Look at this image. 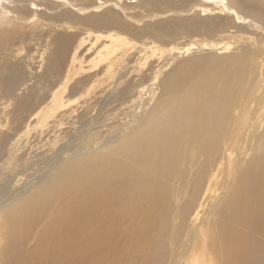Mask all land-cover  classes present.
I'll return each mask as SVG.
<instances>
[{
    "label": "bare ground",
    "instance_id": "bare-ground-1",
    "mask_svg": "<svg viewBox=\"0 0 264 264\" xmlns=\"http://www.w3.org/2000/svg\"><path fill=\"white\" fill-rule=\"evenodd\" d=\"M137 1L130 6L145 12L140 18L122 0L10 4L21 23L8 30L70 34L56 35V56L41 76L57 88L36 107L19 104L41 134L63 125L72 100L63 99L80 93L103 94L99 110L108 117L77 115L79 126L57 147H41L49 152L41 160L39 151L28 157L29 138L18 135L14 168L4 156L23 118L0 139V264H264V0ZM189 11L206 17L187 18ZM155 28L163 40L179 30L220 38L186 46L135 79L131 65H145L148 53L162 57L165 45L151 39L136 51L142 55L131 53V36ZM81 36L96 47L94 58L77 61L80 48L69 58ZM12 41L0 37V46ZM197 51L207 55L179 59ZM9 63L0 64V80L13 89Z\"/></svg>",
    "mask_w": 264,
    "mask_h": 264
},
{
    "label": "rangeland",
    "instance_id": "rangeland-1",
    "mask_svg": "<svg viewBox=\"0 0 264 264\" xmlns=\"http://www.w3.org/2000/svg\"><path fill=\"white\" fill-rule=\"evenodd\" d=\"M9 1L10 0H0V35H2L0 37H2L3 40H13V41L9 42V43H5L6 45L4 43H2V45L0 46L1 47V49H0V64L4 60H9V62H10L9 66L14 70L13 79H14L15 84L13 86V89H6L4 86V82L2 80H0V139L3 138V136L6 133L12 134L13 133L12 129L15 127V125H17V121L20 118H23V123L21 126L20 133L15 134V136H13V138L9 141V145H8V149H10V152L8 153L9 156L8 155L4 156L5 160H7L6 161V167L12 168L13 165L15 167L14 157H16V151H17L16 149H17V146L19 144L17 140L21 134L23 135V133H24L23 140L21 141L22 143L25 141L26 136L29 138L30 143L27 144V146L24 150L26 151V153H29L28 157H31V156H33L32 154L37 155L38 151L41 153L43 151V149L45 150L46 148H48V146L49 147L53 146V148H54V147H57L58 145H60L61 143H63L64 140L62 139V137H65L66 135H70V132L72 133L74 131V129H76L79 126L78 123L81 121V118H78L77 115L86 114V116L91 117V118L92 117H99L101 115L106 116V117H108V116H107V114H105L99 110L100 106H101L100 102L102 101L103 94H101V95L97 94L94 97H92V94H91V97H90L91 99H89V98L85 99L84 94L80 93L77 95L78 97L75 95L76 97L69 96V97L63 99V101L72 99L71 103H70L71 104V111L69 110V113L64 117L63 125L61 127L54 128L50 132L51 134L49 133L50 135L48 134L47 137H44V135L41 134V131L44 128L41 125L39 126V124H36L37 120L33 119L32 116H30L32 114L28 115L27 111L24 110L23 106H19V104L24 102V100L31 99L30 102H26V107L34 106V105L36 107L38 104V100L40 98H42V97L48 98L50 96L51 92L57 88V87L54 88V86L50 87L49 83L46 82V80H44V78H41V76H43L44 73L47 72L49 65H50V62L56 56V51H54L56 49V46L53 43L57 39L56 35H65L66 36V35H70V34L68 33L67 30H64L62 28H53V29L49 28L51 31H48V30L42 31V30H40V28H37L35 30H26V29H22V28H18V29H14V30H8V29H12L16 26H19L18 24L21 23L20 21H15V23L18 22V24L14 23L15 18H14L12 11H11L12 8L10 5L11 3L13 4V0H11L10 2ZM134 1L135 0H129L128 2H130V3H128V2L126 3V0H122V2H124L125 4H128L126 7H131V9H128L126 11V13L135 14L134 11H136V14L139 13L138 15H140L138 18H140L141 16H144L143 14L145 12L142 11L138 7L132 9L133 7L130 6V4H135L136 2H134ZM131 2H133V3H131ZM194 2L196 3V0ZM194 2H193V4H195ZM193 4H191V5H193ZM29 7L34 8L32 6H29ZM172 7H174V5H170L167 8L172 9ZM163 10H165V9H163ZM118 12L122 14V12H120V11H118ZM140 12H142V13L140 14ZM183 15L187 18L188 17H194V18L206 17V16H202V13L200 11H194V12H192V14L189 11V14H183ZM208 17H210V16L208 15ZM30 18L31 17L28 16L25 19L31 20L32 18L31 19ZM122 20L124 21L125 19L122 18ZM162 20H164V19H161V21ZM2 21H4L5 23L3 24ZM32 22H34V21L32 20V21L28 22L27 24H32ZM124 22H126L127 24H130L127 21H124ZM144 22L146 23L145 20H144ZM154 22H156V20ZM149 23H151V21L147 22V24H149ZM156 23H153V24H156ZM27 24L22 23V24H20V26H26ZM138 25L140 26V28L138 27ZM142 27H143V24H134L133 25V28L135 30L137 28L141 29ZM42 29H46V28H42ZM4 30H8V31L5 32ZM155 30H157V34H154V33H156ZM160 32H163V31L159 30L158 28H155V29L151 30L152 34L141 32L142 34L139 33L140 35L139 34L133 35V36L130 35L134 39L136 38L135 39L136 42L134 41L132 43L133 46L131 45V47H132L130 49L131 53L132 52L138 53L136 51H138L139 47L141 46V43H143V44L149 43L151 41V39L153 41H155V43H156V44H153L154 46H156L157 44H159V45L164 44L165 45L164 46L165 52L162 54V57L153 56L152 54L148 53V54H146V57H148V60H147L145 65H144V62H145L144 60H142L140 62L136 61L131 65L132 67H134L132 71H133V75H134L135 79L138 78L139 74L144 72L147 65H150L152 72H153V70L156 71L161 66L164 58L173 57L174 55H176L177 52L181 51L186 46H189L192 44L193 45L196 44L195 46H198V45H200V42L203 43V42H208L211 40L212 41L215 40L216 42H219V38H220L216 35L207 34L208 36H206V34L203 31H198V30L195 31L196 33L191 34V35L188 33H184L182 30H179V33L176 34L174 37H172V38L166 37L163 40V37H160V38L157 37V36H160V34H159ZM52 36H56V37H52ZM135 36H137V37H135ZM148 37H150V38H148ZM190 37L192 38V41H191ZM175 38H177V39L174 40ZM178 38H180V39H178ZM82 41H83V43H82ZM91 42L92 41H90V40L88 41V38L83 37V36H81L80 38H75V40L73 41V44H72L71 54H70L69 58L72 57V55L74 53V49H76V48H80L75 53V55L78 59L77 61H80V60L85 61V59L89 58L87 56V55H89V53H90L89 56H91L90 59L94 58L93 55L96 52L95 51L96 47H94L92 49V47L90 46ZM178 42L179 43L181 42V44H179ZM189 42H191V43H189ZM224 42H226V43L231 42L233 44V40H231L227 36L225 38H223V43ZM183 43H185V44H183ZM9 44H11V45H9ZM176 44L178 46H176ZM243 44L246 45L248 43L245 41ZM80 45H82L83 47ZM85 45H87V46H85ZM182 45H184V46H182ZM2 47H3V49L5 47L6 51H9V52H6V51L1 52V50H3ZM167 52H168V54H167ZM206 52L207 51H197V52H194L197 54L193 53V54H189L186 56H180L181 58H179V59L180 60L187 59V58L192 57L193 55H194L193 57H200L202 55H205ZM228 53H230V52L227 51L224 54H228ZM138 54L142 55V52L138 53ZM221 55H223V54H221ZM179 59H178V61H180ZM174 64H175V62L171 63L166 69L162 70L160 78H162L165 75L164 73H167L168 71H170L174 67ZM83 66L87 67L86 63L83 64ZM134 70H135V72H134ZM136 70H138V72H136ZM140 70H141V72H140ZM5 72L7 73V70L2 68L0 65V76L4 75ZM149 72L150 71H148L147 74H149ZM37 76H39L41 79L37 78ZM155 87H156V84H155ZM138 88L139 87H136L134 89L135 93H136ZM151 88L153 89L154 85L151 86L150 84H148L145 87L144 92H142L140 94V97H142V99L146 98L147 95H149L148 93H149ZM97 98H99V99H97ZM84 100H86V102ZM98 104H100V105H98ZM45 105L46 104H43L42 106L37 108L36 111L38 112L40 109H42V107H45ZM52 132H54V134H52ZM65 133H67V134H65ZM52 136H53V139H51V138L49 139V137H52ZM52 140H54V141L52 142ZM89 140H91V139H89ZM58 141H60V142H58ZM15 143H17V144H15ZM40 143H41V145H39ZM29 146H34L33 151H29ZM41 147L42 148L44 147V148L42 149ZM35 148H40V150L36 151ZM27 151H29V152H27ZM39 152H38V154H39ZM45 153L49 154V152L45 151V152H43V155ZM30 154H31V156H30ZM43 155L41 153L39 160H41L43 158ZM7 158H10V159H7ZM32 158H35V157H32ZM26 172L24 171L20 175V178L22 180L29 177L30 171H26ZM129 264H130V261H129Z\"/></svg>",
    "mask_w": 264,
    "mask_h": 264
}]
</instances>
